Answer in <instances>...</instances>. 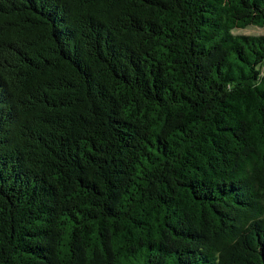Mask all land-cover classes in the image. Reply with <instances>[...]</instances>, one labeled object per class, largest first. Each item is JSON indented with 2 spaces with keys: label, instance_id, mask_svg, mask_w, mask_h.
<instances>
[{
  "label": "trees",
  "instance_id": "trees-1",
  "mask_svg": "<svg viewBox=\"0 0 264 264\" xmlns=\"http://www.w3.org/2000/svg\"><path fill=\"white\" fill-rule=\"evenodd\" d=\"M264 0H0V264H264Z\"/></svg>",
  "mask_w": 264,
  "mask_h": 264
},
{
  "label": "rangeland",
  "instance_id": "rangeland-1",
  "mask_svg": "<svg viewBox=\"0 0 264 264\" xmlns=\"http://www.w3.org/2000/svg\"><path fill=\"white\" fill-rule=\"evenodd\" d=\"M234 32L239 34H264V26H248L243 29H235Z\"/></svg>",
  "mask_w": 264,
  "mask_h": 264
}]
</instances>
